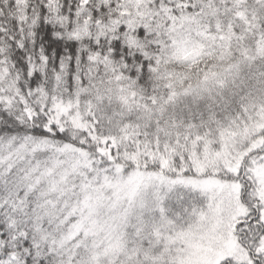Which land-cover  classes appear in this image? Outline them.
Masks as SVG:
<instances>
[{
    "label": "snow or ice",
    "instance_id": "6c2138e0",
    "mask_svg": "<svg viewBox=\"0 0 264 264\" xmlns=\"http://www.w3.org/2000/svg\"><path fill=\"white\" fill-rule=\"evenodd\" d=\"M0 264H264V0H0Z\"/></svg>",
    "mask_w": 264,
    "mask_h": 264
}]
</instances>
